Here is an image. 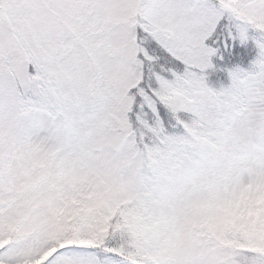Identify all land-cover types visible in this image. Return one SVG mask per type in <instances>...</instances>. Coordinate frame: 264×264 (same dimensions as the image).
Segmentation results:
<instances>
[{
    "label": "snow or ice",
    "instance_id": "1",
    "mask_svg": "<svg viewBox=\"0 0 264 264\" xmlns=\"http://www.w3.org/2000/svg\"><path fill=\"white\" fill-rule=\"evenodd\" d=\"M0 264H264V0H0Z\"/></svg>",
    "mask_w": 264,
    "mask_h": 264
}]
</instances>
